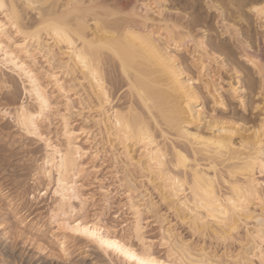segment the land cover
<instances>
[{"label": "bare ground", "instance_id": "6f19581e", "mask_svg": "<svg viewBox=\"0 0 264 264\" xmlns=\"http://www.w3.org/2000/svg\"><path fill=\"white\" fill-rule=\"evenodd\" d=\"M223 1L232 11L233 20L247 24V15H252L264 46V20L256 11L264 7V0H252L249 4L244 0ZM3 2L7 10L0 11V86L10 88V82L3 77L11 76L20 82L24 97L19 104L8 107L7 115L3 114L5 111L1 114L25 137L36 140L42 149V156L32 159L31 184L43 186L37 196L49 195L47 216L55 225L54 233L58 232L53 237L59 247V258L69 257L70 238L94 247L108 264L112 261L137 264L138 259L151 258L167 262L170 255L167 242L188 245L192 255H186L185 260L202 258L200 254L206 253L209 259L222 260L223 264L231 260L235 264L242 246L248 252L249 233H257V221L264 214L259 200L248 197L247 193L254 185L256 197L264 199V175L260 167L264 151V94L261 92L264 58L249 54L240 41H235L242 48L239 60L259 79L258 94L262 97V106L257 105L260 106L258 122L246 126L214 116L216 109H226L227 98L242 107L245 104L244 83L238 78L231 81L220 75L223 72L242 75L236 67L238 60L232 59V48L219 43L218 37L211 36L213 41L206 42L188 21H181L167 9L168 0H132L127 5L114 0ZM206 5L214 6L209 0ZM57 17L66 18L72 50L53 31L41 27L49 18ZM222 27L237 34L233 22L232 25L223 23ZM105 31L116 33L115 54L90 48L86 43L93 38L97 44L111 39L104 36ZM18 32L26 34V43ZM128 32L149 39L159 56L126 36ZM216 45L222 54L213 51ZM77 54L89 58L95 78L93 71L85 72ZM118 87L123 92L115 101L113 91ZM19 120L28 122L27 130L20 127ZM141 124L152 134L151 145L145 143L140 133ZM177 152L187 158V165L176 167ZM104 165L107 176L98 179L100 167ZM177 179L184 189L181 198L172 191ZM105 180L115 185L114 194L104 186ZM85 182L97 184L105 203L102 206L109 203L112 195L119 198L123 216L119 219L121 233L100 219L93 223L85 221L84 212L93 200L92 195L85 193L89 187ZM197 183L210 189L215 200L229 208L228 201L232 199L250 200L245 223L238 224L233 240L227 245L219 238L220 234L226 230L225 224L230 229L239 217L214 219L200 208L193 195V186ZM199 194L206 201L210 199L203 192ZM161 207L171 215L174 224L167 219L166 212H161ZM144 217L156 225V241L163 251L162 257L153 253L152 242L145 237ZM177 226L184 228L191 238L221 246L222 251H212L204 244H197V240L192 242L178 232ZM85 229L98 239L81 234ZM99 240L118 242L120 251L102 248ZM232 244L236 246L230 250L228 246ZM258 257L259 252L254 248L246 258L260 264Z\"/></svg>", "mask_w": 264, "mask_h": 264}, {"label": "rangeland", "instance_id": "374dc122", "mask_svg": "<svg viewBox=\"0 0 264 264\" xmlns=\"http://www.w3.org/2000/svg\"><path fill=\"white\" fill-rule=\"evenodd\" d=\"M114 1L118 4L125 3L124 5H127L132 0ZM209 1L214 5L212 8L206 5L207 0H168L166 5L171 13L177 14L175 16L178 19L185 22L188 21L187 23L192 25L193 30L195 29L198 34L204 36L206 42L213 41L215 37H218L219 43L226 44L225 46L232 48V59L238 60L236 67L241 70L240 74L242 75L237 76L234 72H223L220 75L227 80L231 78V81L238 78L241 84L244 83L242 85H244L246 90L242 97L245 104L242 107L237 101L227 98L226 109H216L214 116L218 119L223 118L226 121L233 120L240 124L243 123L242 125L246 126L256 125L255 123L258 122L259 118L258 109L264 105H261L262 97L258 94L259 79L249 67L239 60L242 48L235 41H240L243 45L242 47H244L243 50H246L249 54L264 58V46L260 29L258 26L256 27L252 15H247V24L233 20L232 15H230L232 11L225 5L223 0ZM244 1L245 3L248 2V4L252 3V0ZM232 22L236 27L235 29H237L236 35L232 33V29L222 27L223 23L232 25ZM204 30H206L205 33L203 32ZM212 49L213 51L216 50V54H222L221 49L217 45L213 46ZM224 57L228 58L230 56ZM4 72L6 73V71ZM3 79L8 80L11 86L8 89L0 86V264H108V260L103 259L105 258L103 254L99 253L94 247L87 245L82 240H73L71 238L67 247L69 257L67 259L59 258V247L53 237L58 232L54 233L55 225L49 222L50 219L47 216V210L50 205L49 195L45 198L37 196V192L41 191L43 186L31 184L32 159H39L42 156V149L36 140L25 137L21 131H18L8 118L4 120L5 118L2 116L1 111H8L10 107L19 104L24 95L21 84L17 79L6 75ZM122 92L123 90H120L119 87L114 89L113 96L115 101H117ZM203 101H206L204 97ZM106 168V165L100 167L98 179H103L107 176L106 172L108 170ZM87 183L85 185L89 187H87L88 189L86 188L85 193L92 195L93 200L91 201L92 204L89 203V208L87 207L86 212H84L85 221L93 223L100 219L103 224L105 223L104 225L113 228L118 234L121 233L122 221L119 219H123V216L119 198L112 195L113 199L111 197L108 199L107 207L102 206L105 203L97 190V184ZM103 184L105 187L110 188L109 190L113 191L114 194L115 187L113 186L115 185H113L111 180H105ZM32 196L36 199H31ZM160 210L161 212L163 211L162 213L166 212L163 207ZM21 215L23 218L19 222L18 219L22 217ZM165 216L170 219L169 221H173L172 224H174L175 221L168 212H166ZM21 220H23V223H21ZM145 221L147 222L144 231L145 237L152 242L151 249L153 248V253L156 252L154 253L156 256L162 257L163 251L158 247L156 241L158 239L156 225L151 224L152 220L144 217V223ZM176 228L182 236H186L185 238L197 243L198 240L191 238L184 228L181 226ZM197 244H204L206 248L209 247L208 249H212V251H220L222 249L221 246V248L215 247L214 243L208 240H199ZM235 246V244H232L228 248L233 250ZM112 262H109V264H118L117 261Z\"/></svg>", "mask_w": 264, "mask_h": 264}, {"label": "snow or ice", "instance_id": "6c2138e0", "mask_svg": "<svg viewBox=\"0 0 264 264\" xmlns=\"http://www.w3.org/2000/svg\"><path fill=\"white\" fill-rule=\"evenodd\" d=\"M7 6L3 2V0H0V11H6ZM257 13L259 14V17L261 20H264V7L256 9ZM15 27V25H13ZM43 28H48L49 30L53 31L54 34L61 40L66 41L69 46V50H72V42L68 39L67 35V28H66V18L64 17H57V18H49L48 22L46 24L41 25ZM98 28L101 26L98 24ZM104 36L111 37V39L101 41L99 44H97L95 38H93L92 41H86V43L89 45L90 48L93 49H104L111 51L115 54V48H114V42L116 41V33H111L105 31ZM17 35L24 36L25 43L27 42V36L24 33L18 32ZM126 36H131L134 40H137L140 45L150 51L153 55L159 56V53L156 51L155 46L152 44V42L141 36L140 34L128 32L125 34ZM171 38V36H170ZM17 47H23L21 44H17ZM77 60L81 62V65L84 67L85 72L93 71L92 67L89 63V58L83 55L77 54L76 56ZM123 65V61L121 62ZM253 63H255L253 61ZM96 73L93 71V76L95 78ZM54 78V77H53ZM174 78V74H173ZM261 78L264 79V65H261ZM262 94H264V86L261 88ZM142 101H143V94H141ZM145 107H148V104H145ZM4 115H7V111L3 113ZM151 114V113H150ZM21 128L24 130H27L28 128V122L26 120H19L17 121ZM157 127H160L158 124ZM140 133L144 137L145 143L151 145L153 143L152 134L145 129L144 125H140ZM131 131V129H129ZM262 131H264V124H262ZM30 135L33 133L29 132ZM127 139V137H125ZM193 139L203 140V138L200 137H193ZM207 143H212L211 141H208ZM221 147V146H218ZM177 163L176 167H182L189 163L187 158L180 152H177ZM254 163V162H253ZM260 167H261V175H264V151L261 153V160H260ZM227 182V181H226ZM59 186V182H57ZM179 186V187H178ZM183 186L181 185V182L177 179L174 181L172 191L176 193L177 198H181L180 194L183 192ZM236 190V189H234ZM200 192H203L204 197H210L209 200H205L200 196ZM248 197H254L259 200V205L262 209H264V199H261L259 197H256L255 195V189L254 185L251 188L247 189ZM57 195L59 193L57 192ZM193 195L196 196L197 200L199 201V207L204 208L206 211H208L214 219H218L219 216L228 217L229 215H232L233 217H239V220H234L232 223L231 228L229 229L227 225L225 224L226 230L220 234V239L223 240L225 245L229 243V241L233 240V234L237 232L238 224L245 223L244 216L248 214V205L250 203V200L245 197L241 199H232L228 201V204L231 205V207H227L220 201H216L214 195H211V190L208 188L203 187L199 183L193 186ZM215 201V203H213ZM207 204V207L205 205ZM217 209H219V214L217 215ZM189 211H192V209H189ZM193 215H197L196 212H193ZM221 223H225L224 221H221ZM259 228L257 233H249L248 240L246 241L248 245V252H245L243 249V246L241 248V252L237 254L235 259V264H253L252 260H248L246 257L251 253V249H257L259 252V260L260 264H264V214L261 215L259 220L257 221ZM61 227H64V225H61ZM77 229H79V225H77ZM83 235L89 236V238L96 240L98 239L94 233L89 232L87 229L83 230L81 233ZM258 242V243H257ZM100 246L102 248H116L117 251H120L121 246L118 244V242H107L104 240H99ZM169 247V260L167 262L157 260L155 258L151 259H138L137 264H223L222 260L218 259H209L207 257L206 253H201L200 256L202 258H195L185 260V256H191V250L188 245L186 244H172L171 242H167ZM123 255L124 253L121 252ZM179 257V259H177ZM231 264V260L229 262Z\"/></svg>", "mask_w": 264, "mask_h": 264}]
</instances>
